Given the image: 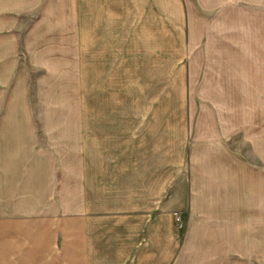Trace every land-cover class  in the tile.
<instances>
[{
  "label": "crops",
  "instance_id": "obj_1",
  "mask_svg": "<svg viewBox=\"0 0 264 264\" xmlns=\"http://www.w3.org/2000/svg\"><path fill=\"white\" fill-rule=\"evenodd\" d=\"M208 10L217 5L0 0L4 35L21 20L46 44L69 37L85 73V134L72 135L69 177L55 169L46 179L31 163L16 180L11 151H0V264H264V228L250 222V197L197 190L208 146L236 135L219 130L217 118L228 121L239 91L217 72L192 83L184 70V60L219 54L196 35ZM260 25L254 33L263 39ZM253 56L250 91L264 99V53Z\"/></svg>",
  "mask_w": 264,
  "mask_h": 264
},
{
  "label": "rangeland",
  "instance_id": "obj_2",
  "mask_svg": "<svg viewBox=\"0 0 264 264\" xmlns=\"http://www.w3.org/2000/svg\"><path fill=\"white\" fill-rule=\"evenodd\" d=\"M201 1L208 9L217 5L218 11L208 10L206 28L203 34L201 29L196 35L215 42L211 52L219 54L215 58L211 55L207 59L184 60V70L192 83L203 79L209 83L218 73L220 83L236 86L239 91L233 92V99L228 101V121L217 118L219 130L236 135L224 136L218 146H208L206 182L201 172L197 190L213 197L249 196L250 222L253 228L261 229L264 99L260 92L250 91L249 66L253 53H264V38L254 33L260 30L256 26L264 22V0ZM15 23L10 29L13 36L7 37L4 34L9 30L0 29V151H11L16 180H22L23 165L31 163L42 165L46 179L55 174V169L61 170L65 179L74 162L72 135L85 134V73L78 72L69 37H63L61 45L49 43L55 41L54 37L46 44L41 41L44 37L28 36L31 29L24 30L21 20ZM251 78L257 81L255 75ZM228 102L221 106L222 110H227ZM223 116L226 117L225 112ZM1 170L0 166V175L4 174ZM14 206L22 208L21 203ZM214 217L224 219L221 215Z\"/></svg>",
  "mask_w": 264,
  "mask_h": 264
},
{
  "label": "built area",
  "instance_id": "obj_3",
  "mask_svg": "<svg viewBox=\"0 0 264 264\" xmlns=\"http://www.w3.org/2000/svg\"><path fill=\"white\" fill-rule=\"evenodd\" d=\"M179 221V219H177Z\"/></svg>",
  "mask_w": 264,
  "mask_h": 264
}]
</instances>
